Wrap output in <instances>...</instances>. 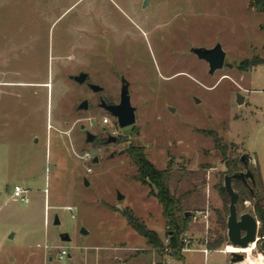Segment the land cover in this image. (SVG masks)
Wrapping results in <instances>:
<instances>
[{
  "label": "rangeland",
  "instance_id": "1",
  "mask_svg": "<svg viewBox=\"0 0 264 264\" xmlns=\"http://www.w3.org/2000/svg\"><path fill=\"white\" fill-rule=\"evenodd\" d=\"M263 21L250 0H0V264H229L223 246L205 253L202 243L217 229L227 172L207 133L229 154L254 158L264 205ZM217 43L225 64L211 74L190 49ZM81 71L104 90L70 79ZM122 77L136 108L127 127L99 105L120 102ZM85 99L89 108L79 109ZM87 130L99 138L86 142ZM131 145L171 170L172 193L188 194L185 211L209 212L190 221L182 259L161 204L134 176ZM16 185L27 203L13 196ZM241 200L238 214L255 215V200ZM126 208L155 230L162 250L128 224ZM262 225L246 256L264 257Z\"/></svg>",
  "mask_w": 264,
  "mask_h": 264
},
{
  "label": "trees",
  "instance_id": "2",
  "mask_svg": "<svg viewBox=\"0 0 264 264\" xmlns=\"http://www.w3.org/2000/svg\"><path fill=\"white\" fill-rule=\"evenodd\" d=\"M250 6L258 13H264V0H250ZM260 28L264 30V21L260 24ZM255 64L253 63V66ZM251 68V67H250ZM215 143V148L220 152L222 156V160L224 161L227 172L226 174H233L236 171H239V165L242 163L240 161L239 156L232 152V154L228 153L229 145L224 143L223 139L218 135L216 131L210 130L208 133ZM232 147H235L232 145ZM131 161L136 166L135 178L140 181L142 184L148 185L151 187V193L158 199L159 203L162 206L163 217L168 225V236H169V246L172 249H177L174 252V257L178 259H182V255L180 250L184 247L185 243L182 240L183 234L189 227V223L192 220L191 216L186 217V211L183 209L182 201L188 195L184 193L179 197L175 196L170 189V177L171 170L169 168L166 169H158L156 168L146 157L144 149L139 146L131 145L125 151ZM234 153L236 155H234ZM233 187L234 185L243 184L241 181L237 179H233ZM244 188L249 192L250 197L246 198L244 196V192L241 190H237L239 192V199L244 198L245 200H255L254 210L255 215L258 220L262 222V228L260 230V235L264 236V205L262 203V199L255 194L253 196L249 190V188L244 185ZM221 192L225 196V204L224 207L216 210V224L217 229L208 235L205 240L202 242L206 249L214 250L219 249L221 246H224L228 243L227 239V218L229 215V195L225 189V186L220 187ZM242 201V200H241ZM122 214L126 218L128 224L136 230L140 235L146 238L149 245L156 249L162 248V241L155 230L148 228L146 223L135 213L131 208H126L122 211ZM162 250V249H161Z\"/></svg>",
  "mask_w": 264,
  "mask_h": 264
},
{
  "label": "water",
  "instance_id": "3",
  "mask_svg": "<svg viewBox=\"0 0 264 264\" xmlns=\"http://www.w3.org/2000/svg\"><path fill=\"white\" fill-rule=\"evenodd\" d=\"M191 53L196 54L200 59L205 60L209 65V72L213 74L215 71L222 69L225 64L226 52L224 51L220 43L215 44L211 48L193 46L190 49ZM70 79L78 82L79 84H87V86L95 93H99L104 90V87L97 83L88 81L89 73L81 71L79 74L70 75ZM122 87L120 93V102L116 104H107L103 99L100 105L109 111L113 116L117 117L120 127H127L133 125L136 121V108L131 103L129 94V81L124 77L121 78ZM245 96L241 93H237L236 102L243 104ZM79 109H88V100L80 103ZM84 128V126H83ZM95 138V134L91 131H86V142H92ZM116 137H110L107 142H115ZM97 161V158L95 159ZM240 161L244 165L245 170H239L224 177V186L229 195V215L227 218V239L234 247L246 248L256 244L258 234V220L255 215L245 212L241 215L238 214L237 203L239 201V192L233 187V179L241 181L244 185L248 186L251 194L255 196L259 189L260 179L257 171V165L253 157L248 153H243L240 157ZM251 184V185H250ZM85 185H89V181L85 178ZM2 191L0 190V195ZM118 200H122L124 195L118 192ZM244 201H246L244 199ZM191 212L186 211L185 216L190 217ZM55 224H59L60 220L56 215ZM82 233L86 234L87 231L82 229ZM12 236V234L10 235ZM62 241H70L71 238L68 233L61 234ZM51 260V258H50ZM247 256L245 253L232 252L229 257V264H246Z\"/></svg>",
  "mask_w": 264,
  "mask_h": 264
},
{
  "label": "built area",
  "instance_id": "4",
  "mask_svg": "<svg viewBox=\"0 0 264 264\" xmlns=\"http://www.w3.org/2000/svg\"><path fill=\"white\" fill-rule=\"evenodd\" d=\"M13 196L19 200H21L23 203H27L29 201L28 197V191L21 185H16L12 190ZM209 212L207 210H201L196 211L192 213L191 219L192 220H198L199 218H203L206 221L208 220ZM184 241L187 243L188 240L185 238ZM237 247H234L231 243H226L223 248L221 249L222 252L230 255L232 252H240ZM205 253H207L209 250L204 249ZM242 253V252H241ZM69 255L68 251L66 249H63L59 252V256L63 258L64 256Z\"/></svg>",
  "mask_w": 264,
  "mask_h": 264
},
{
  "label": "bare ground",
  "instance_id": "5",
  "mask_svg": "<svg viewBox=\"0 0 264 264\" xmlns=\"http://www.w3.org/2000/svg\"><path fill=\"white\" fill-rule=\"evenodd\" d=\"M251 247V246H250ZM249 247L246 248H239L236 250H239L240 252L244 253V251L246 249H248ZM246 264H264V257L262 254H258L256 256H252L250 254H247V261Z\"/></svg>",
  "mask_w": 264,
  "mask_h": 264
},
{
  "label": "flooded vegetation",
  "instance_id": "6",
  "mask_svg": "<svg viewBox=\"0 0 264 264\" xmlns=\"http://www.w3.org/2000/svg\"><path fill=\"white\" fill-rule=\"evenodd\" d=\"M102 99H103V98H100V102H101ZM103 100H104L107 104H112V103L106 101L105 99H103ZM98 104H99V103H98ZM99 105H100V104H99ZM100 107H102V106L100 105ZM102 108H104V107H102ZM104 109H105V108H104ZM97 138H99V137L96 136V137L94 138L93 141H95ZM109 138H110V137H109ZM109 138H108V139H109ZM108 139H105V138H104V139H103V142H105L106 144H108V143H109V142H107ZM116 140H117V139H116ZM115 142H116V141H115ZM105 143H104V144H105ZM247 187H248V186H247Z\"/></svg>",
  "mask_w": 264,
  "mask_h": 264
}]
</instances>
